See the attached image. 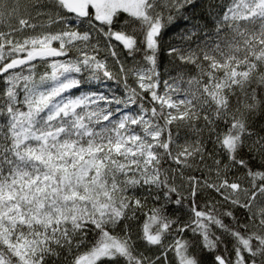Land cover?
<instances>
[{
  "label": "snow or ice",
  "instance_id": "snow-or-ice-1",
  "mask_svg": "<svg viewBox=\"0 0 264 264\" xmlns=\"http://www.w3.org/2000/svg\"><path fill=\"white\" fill-rule=\"evenodd\" d=\"M0 264H264V0H0Z\"/></svg>",
  "mask_w": 264,
  "mask_h": 264
},
{
  "label": "trees",
  "instance_id": "trees-1",
  "mask_svg": "<svg viewBox=\"0 0 264 264\" xmlns=\"http://www.w3.org/2000/svg\"><path fill=\"white\" fill-rule=\"evenodd\" d=\"M113 88H115V84H113Z\"/></svg>",
  "mask_w": 264,
  "mask_h": 264
}]
</instances>
